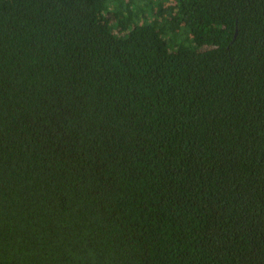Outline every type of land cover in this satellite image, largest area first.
Instances as JSON below:
<instances>
[{
	"label": "trees",
	"instance_id": "obj_1",
	"mask_svg": "<svg viewBox=\"0 0 264 264\" xmlns=\"http://www.w3.org/2000/svg\"><path fill=\"white\" fill-rule=\"evenodd\" d=\"M0 264H264V0H0Z\"/></svg>",
	"mask_w": 264,
	"mask_h": 264
}]
</instances>
